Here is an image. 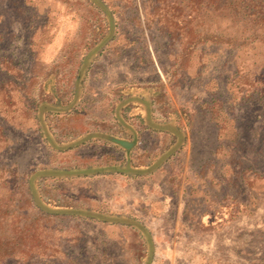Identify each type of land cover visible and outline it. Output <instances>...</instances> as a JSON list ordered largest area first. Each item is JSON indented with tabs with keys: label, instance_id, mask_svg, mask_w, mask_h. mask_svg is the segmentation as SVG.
Listing matches in <instances>:
<instances>
[{
	"label": "rangeland",
	"instance_id": "1",
	"mask_svg": "<svg viewBox=\"0 0 264 264\" xmlns=\"http://www.w3.org/2000/svg\"><path fill=\"white\" fill-rule=\"evenodd\" d=\"M0 264H264V22L0 0Z\"/></svg>",
	"mask_w": 264,
	"mask_h": 264
},
{
	"label": "trees",
	"instance_id": "2",
	"mask_svg": "<svg viewBox=\"0 0 264 264\" xmlns=\"http://www.w3.org/2000/svg\"><path fill=\"white\" fill-rule=\"evenodd\" d=\"M213 4L222 3L233 14L242 17L244 20L264 22V0H212Z\"/></svg>",
	"mask_w": 264,
	"mask_h": 264
}]
</instances>
